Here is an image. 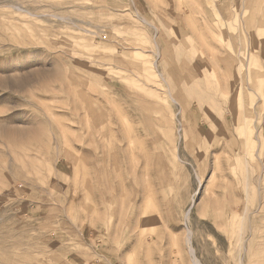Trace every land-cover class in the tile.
I'll use <instances>...</instances> for the list:
<instances>
[{
    "label": "rangeland",
    "instance_id": "obj_1",
    "mask_svg": "<svg viewBox=\"0 0 264 264\" xmlns=\"http://www.w3.org/2000/svg\"><path fill=\"white\" fill-rule=\"evenodd\" d=\"M253 201L264 264V0H0V264H239Z\"/></svg>",
    "mask_w": 264,
    "mask_h": 264
},
{
    "label": "bare ground",
    "instance_id": "obj_2",
    "mask_svg": "<svg viewBox=\"0 0 264 264\" xmlns=\"http://www.w3.org/2000/svg\"><path fill=\"white\" fill-rule=\"evenodd\" d=\"M15 9V8H14ZM15 11H17V12H20V14L21 15H24L25 16V14L26 15H28V16H33V15H35V14H33V12H28V10H22V8L21 7H17V10H15ZM251 51V50H250ZM246 52H248V51H246ZM251 53V52H250ZM247 54V53H246ZM245 53H244V55H246ZM242 57H243V55H242ZM247 57V56H246ZM244 59H245V57H244ZM247 59V60H246ZM245 60H246V62L245 63H241L240 65H241V67H243V66H245V67H247V65H249L250 66V64H252L253 63V59H252V57H247ZM239 65V66H240ZM240 69H242V68H240ZM245 81H247V80H245ZM232 86V85H231ZM237 87V86H236ZM234 89H235V86H234ZM233 89V90H234ZM238 90H239V88H238ZM241 90H242V88H241ZM218 91V90H217ZM237 93H238V91H237ZM222 95V94H221ZM226 96V95H225ZM236 96H238L237 94H236ZM231 99V98H230ZM230 106H232L233 107V105L231 104ZM230 106H228V107H230ZM235 108V107H234ZM234 108H232L233 110H234ZM236 109V108H235ZM226 110V109H225ZM233 110H231V111H233ZM230 111V112H231ZM226 112V111H225ZM220 127H221V125H220ZM223 127V126H222ZM226 127V126H225ZM219 130H220V128H219ZM103 132V131H102ZM199 139H201V137L199 138ZM97 142V141H96ZM130 145H132V140H131V144ZM104 148V147H103ZM102 148V149H103ZM105 155V154H104ZM99 156V155H98ZM95 157H96V155H95ZM97 159H98V157H96ZM96 161V160H95ZM97 164V163H96ZM96 167V166H95ZM97 171V170H96ZM101 171V170H100ZM98 173V172H97ZM101 173V172H100ZM100 175V174H99ZM101 175H102V173H101ZM102 178V177H101ZM95 179H96V177H95ZM100 180V179H99ZM101 183H102V179H101ZM103 185V184H102ZM256 197V196H255ZM105 203V202H104ZM247 204V203H246ZM254 204H255V202L253 201L252 202V206H250V208H249V205H247L248 207H245V205H244V203L242 204V205H240V204H238L237 205V212H236V216H235V220H234V222H233V224L236 226V227H238L239 229H237V228H232V229H230V230H228V228H227V230L225 231V236H227V239H228V244H229V246H228V250H227V253L229 254V256H230V258L231 257H233L234 256V252H235V249L236 248H234L233 247V245H234V242H235V236H236V233H237V235H238V237H239V239L240 240H242V243L238 246V253L240 254V261H239V264H243V257H245V254H247L248 256H247V261H248V263L251 261L253 264H257L258 262H260V249H261V247L259 246V243H258V237H259V235H258V229H259V227H256V225H255V217H254V215H255V213H256V210H257V208H256V205L254 206ZM259 206V205H258ZM247 208H248V210H247ZM116 210H117V212H110V215L111 216H115V215H117L118 213H119V209L116 207ZM189 211H190V208H189ZM189 211H188V215H189ZM246 211H248L247 212V214H246V217L248 216L249 217V215H250V220H251V224H250V226H249V224H248V228H249V231H248V237L246 238H243V233H242V227H243V220H244V217H242L244 214H245V212ZM187 215V214H186ZM131 217V216H130ZM187 217V216H186ZM127 219V218H126ZM130 220V219H129ZM128 223V222H127ZM129 227V226H128ZM225 227H227V226H225ZM258 228V229H257ZM106 229H107V227H106ZM239 230V231H238ZM104 231V230H103ZM238 231V232H237ZM105 232V231H104ZM106 233V232H105ZM245 233V232H244ZM107 234V233H106ZM187 237H186V246H187V244H188V247H187V249H189L190 247H191V239H190V236L189 235H186ZM101 237V236H100ZM102 237H103V235H102ZM103 239V238H102ZM248 240H250L248 243H246ZM237 241V240H236ZM190 244V245H189ZM236 244V243H235ZM237 246V245H236ZM188 252H190L191 253V255H192V253H193V250H189ZM189 253V254H190ZM194 255V254H193ZM192 255V256H193ZM194 257H195V255H194ZM196 258V257H195ZM195 258H194V260L192 259V262H193V264H199L198 263V261L196 260L195 261Z\"/></svg>",
    "mask_w": 264,
    "mask_h": 264
}]
</instances>
